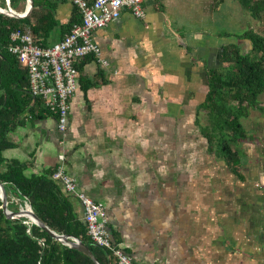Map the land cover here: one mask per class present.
I'll return each mask as SVG.
<instances>
[{"label":"crops","instance_id":"obj_1","mask_svg":"<svg viewBox=\"0 0 264 264\" xmlns=\"http://www.w3.org/2000/svg\"><path fill=\"white\" fill-rule=\"evenodd\" d=\"M0 8L7 9L6 0ZM26 8L20 0L11 9ZM143 9V18L123 10L93 32L107 66L90 56L77 63L66 130L31 100L7 133L11 147L3 157L23 164L28 178L61 167L78 191L103 205L109 236L134 262L264 264V123H251L238 144L234 172L209 150L200 133L207 122L199 118L206 70L220 67L221 47L231 43L204 40L215 38L205 29L244 33L258 21L238 0H146ZM47 10L52 17L39 26L53 28L36 36L44 47L80 22L71 0L42 14ZM56 184L83 222L77 198Z\"/></svg>","mask_w":264,"mask_h":264},{"label":"trees","instance_id":"obj_2","mask_svg":"<svg viewBox=\"0 0 264 264\" xmlns=\"http://www.w3.org/2000/svg\"><path fill=\"white\" fill-rule=\"evenodd\" d=\"M62 1L31 0L32 9L24 18L0 14V184L5 190L9 211L17 213L26 202L42 224L59 235L78 239L90 249L99 264H117L108 250L92 246L86 225L75 218L67 197L49 177L52 172L48 176L28 178L24 175L23 164L6 161L3 157V152L11 147L7 133L31 100L47 111L40 99L33 98L28 91L27 70L7 50L10 35L29 28L35 43L44 47L38 38L48 35L53 26L42 28L39 23L45 21L47 24L50 21L47 15L52 17V12L47 10L44 16L41 9L54 8ZM19 2L9 0V5L17 10ZM238 2L264 28V0ZM38 12L43 16L39 14L38 18ZM238 38L250 42V52L242 53L235 43L223 45L220 67L206 70L208 92L201 109L207 123L200 127V133L208 140L209 150L220 154L234 172L240 166L238 144L248 137L241 119L248 117L250 109L262 110L258 97L264 91V34L246 31ZM1 205L0 200V264H95L26 218L8 219Z\"/></svg>","mask_w":264,"mask_h":264},{"label":"built area","instance_id":"obj_3","mask_svg":"<svg viewBox=\"0 0 264 264\" xmlns=\"http://www.w3.org/2000/svg\"><path fill=\"white\" fill-rule=\"evenodd\" d=\"M145 1L71 0L79 9L80 22L73 24L60 41L48 47L36 44L29 28L11 33L7 50L27 70L30 95L39 98L42 107L55 115L60 132L66 130L70 102L77 89V63L90 56L99 64L107 66V61L101 57L100 49L93 41V32L117 19L123 10L129 11L135 18H143ZM0 14L10 16L1 8ZM59 159L62 161L63 155ZM51 178L61 183L66 192L79 201L92 246L108 250L117 264H143L134 262L112 241L106 230L103 205L78 191L74 179L61 167L52 173Z\"/></svg>","mask_w":264,"mask_h":264},{"label":"rangeland","instance_id":"obj_4","mask_svg":"<svg viewBox=\"0 0 264 264\" xmlns=\"http://www.w3.org/2000/svg\"><path fill=\"white\" fill-rule=\"evenodd\" d=\"M257 29H254L253 31L255 33L264 34V28L260 26V24L257 22ZM232 28V29H231ZM206 35L208 33H211L214 37H209L207 38L206 36L204 37V40H210V42L218 41L220 43H226L224 40H221V37L225 38L227 42H234L237 44V46L240 48L242 53H248L250 52V48L248 47L249 43L248 40H240L238 36H240L242 33L241 29L239 27H225V26H208L207 29H205ZM216 38H220V40H216ZM258 102L262 110H256V109H250L249 110V115L246 119H241V124L244 127L246 131L250 132V126L251 123L255 122H261L264 123V91L263 93L258 97ZM199 118L202 121V123H206V114L205 112H200L199 113ZM264 125V124H263ZM247 133V132H246ZM258 135H261V133H258ZM249 136H251V133H249ZM248 138V137H247ZM17 202V200H15ZM20 208V207H19Z\"/></svg>","mask_w":264,"mask_h":264},{"label":"water","instance_id":"obj_5","mask_svg":"<svg viewBox=\"0 0 264 264\" xmlns=\"http://www.w3.org/2000/svg\"><path fill=\"white\" fill-rule=\"evenodd\" d=\"M31 8H32V2H31V0H27V8H26L25 13H23V14H17L16 12H14L10 7L9 2L7 3V9H3V8H1V9L4 10V13L6 12V14L10 15L11 17L22 18L24 16V14H28L30 12ZM2 13H3V11H2ZM0 200L2 202L1 209L4 213V215L8 219L26 218L31 223L39 226L41 229L46 231L51 237H53L57 241L61 242L62 244L66 245L68 247H71V248H74V249L80 251L81 253H83L84 255L89 257L95 264H99L96 257L93 255V253L90 251V249L86 245H84L82 242H80L76 238H73L71 236H66V235H59V234L55 233L54 231L50 230L47 226L42 224L39 221V219L33 214L30 206H27L28 209H27V207H25V209L24 208L20 209L17 213H12L11 211H9L7 209L6 193H5V190L1 184H0Z\"/></svg>","mask_w":264,"mask_h":264},{"label":"bare ground","instance_id":"obj_6","mask_svg":"<svg viewBox=\"0 0 264 264\" xmlns=\"http://www.w3.org/2000/svg\"><path fill=\"white\" fill-rule=\"evenodd\" d=\"M25 209V208H24ZM27 209H28V207H27Z\"/></svg>","mask_w":264,"mask_h":264}]
</instances>
